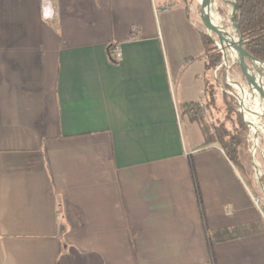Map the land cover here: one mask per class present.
<instances>
[{
    "label": "crops",
    "instance_id": "obj_1",
    "mask_svg": "<svg viewBox=\"0 0 264 264\" xmlns=\"http://www.w3.org/2000/svg\"><path fill=\"white\" fill-rule=\"evenodd\" d=\"M187 5L0 0V264H264L247 186L176 116L205 89Z\"/></svg>",
    "mask_w": 264,
    "mask_h": 264
},
{
    "label": "trees",
    "instance_id": "obj_2",
    "mask_svg": "<svg viewBox=\"0 0 264 264\" xmlns=\"http://www.w3.org/2000/svg\"><path fill=\"white\" fill-rule=\"evenodd\" d=\"M186 2V0H184ZM237 3L236 21L239 34L243 40V49L255 59L264 63V0H234ZM199 37L205 53V89L202 100L182 103L178 105L182 117L197 125L203 143L202 148L218 146L225 158L244 175L245 185L251 182L250 175L241 163L240 152L246 150V134L248 127L237 110L234 99L227 95L231 90L223 84L222 91L217 80H211L210 72L217 67L222 68V55L213 44L211 36L199 30ZM203 103V106H200ZM221 113L222 117H218ZM255 225L224 229L209 233L207 238L211 242H225L254 232Z\"/></svg>",
    "mask_w": 264,
    "mask_h": 264
},
{
    "label": "rangeland",
    "instance_id": "obj_3",
    "mask_svg": "<svg viewBox=\"0 0 264 264\" xmlns=\"http://www.w3.org/2000/svg\"><path fill=\"white\" fill-rule=\"evenodd\" d=\"M187 2L191 3V7L193 9V11L191 12L189 11L193 22L197 25V27L201 31L211 36L213 44L216 46V43L218 41L213 37L211 33L207 32L205 26L203 25V22L199 18L198 4L196 3L195 0H186L185 3ZM232 3L233 0H225V1L216 0L213 11V18L218 27L220 26L222 30L227 31L231 37L238 40L236 30L231 22ZM218 51L220 52L219 49ZM248 65L251 66L250 64ZM214 71L210 72L209 77L211 80H217V82L219 83L220 88L218 90V93L222 91L223 84L228 85L231 90H227L226 93L227 95L231 96L234 99V102L237 104V110L241 111L239 105L240 99L238 93L233 88V84L231 83V82H235L237 84H241L246 81V78L242 75L239 67L235 63H232L229 58L227 64L224 63V61L222 60V68H219L216 72ZM259 72L264 81V72L261 71L260 68H259ZM179 115L180 117H182L180 111H179ZM241 115L243 118V114ZM218 117H222L221 113L218 114ZM259 137L260 138H258V145L256 146L254 145L250 137L249 129H248V132L246 134L247 147L246 150L240 152V159L246 171L248 173H251L250 175L251 182L249 185H247V188L252 196L259 198L258 210L264 222V137L262 136ZM240 176L242 180L246 183L247 181L245 179V176L242 174Z\"/></svg>",
    "mask_w": 264,
    "mask_h": 264
},
{
    "label": "bare ground",
    "instance_id": "obj_4",
    "mask_svg": "<svg viewBox=\"0 0 264 264\" xmlns=\"http://www.w3.org/2000/svg\"><path fill=\"white\" fill-rule=\"evenodd\" d=\"M204 22L206 26L209 28L208 21L204 19ZM218 28H219L218 30L219 36L223 38H233L229 35L227 31L222 30L220 26ZM217 44L221 45L218 42ZM222 52L224 53L226 64L228 63V59L230 58L231 62L235 63L239 67L242 75L246 78V81L244 83H241V84H237L235 82H231V83L233 84V88L238 93V96L240 99L239 105H240L241 111L239 112L240 114H243L242 119L249 129V134H250V137L254 145L257 146L258 138H260L259 136L264 137V81H263V78L260 75L259 68L249 66L245 62L240 60L235 50H231L229 47L223 45ZM261 71L264 72V69H261Z\"/></svg>",
    "mask_w": 264,
    "mask_h": 264
},
{
    "label": "water",
    "instance_id": "obj_5",
    "mask_svg": "<svg viewBox=\"0 0 264 264\" xmlns=\"http://www.w3.org/2000/svg\"><path fill=\"white\" fill-rule=\"evenodd\" d=\"M199 7V18L203 22V25L205 26L208 33H211L213 37L220 43L221 45H218L216 43V46L222 53V60L225 62V56L222 52V46L225 45L229 47L231 50H235L237 56L245 62L246 64H250L252 67L264 69V63L255 59L251 55H249L242 47L243 40L239 34V26L236 21V13H237V3L233 0L232 3V13H231V22L236 30L238 40L233 38H223L218 35V26L216 25L214 18H213V11L215 6L216 0H195ZM225 1V0H220ZM204 19H206L209 23V28L206 26ZM247 64V65H248ZM245 123V122H244Z\"/></svg>",
    "mask_w": 264,
    "mask_h": 264
},
{
    "label": "built area",
    "instance_id": "obj_6",
    "mask_svg": "<svg viewBox=\"0 0 264 264\" xmlns=\"http://www.w3.org/2000/svg\"><path fill=\"white\" fill-rule=\"evenodd\" d=\"M41 7H42L43 16L46 14V18L48 19L49 13H51V0H41ZM187 8L190 12L193 11V9L191 7V3H188ZM166 11H167V8H160V9L155 8V10H154L155 14L164 13ZM110 53H111V59H113L114 61H117L119 59L120 53H119V50L116 46L111 47ZM219 68L220 67H217L214 72H216ZM200 106L202 107L203 103H200ZM176 116H177V118H180L179 111H176ZM251 198H252L253 204L258 209L259 198L254 197V196H251Z\"/></svg>",
    "mask_w": 264,
    "mask_h": 264
}]
</instances>
